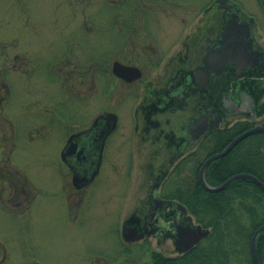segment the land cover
Wrapping results in <instances>:
<instances>
[{
  "label": "rangeland",
  "instance_id": "rangeland-1",
  "mask_svg": "<svg viewBox=\"0 0 264 264\" xmlns=\"http://www.w3.org/2000/svg\"><path fill=\"white\" fill-rule=\"evenodd\" d=\"M118 1L0 0V264H149L155 249L175 255L169 242L124 239V221L142 207L147 195L141 186L152 181L142 169L129 181L124 169L112 170L117 160H132L130 145L118 151L114 144L98 182L82 191L68 188L60 158L67 134L90 125L106 105L101 61L107 45L128 42L114 27V16L133 14L137 3L129 0L117 9ZM209 1L142 0L125 60H139L148 79H164L184 37L203 30L211 17L203 13ZM237 1L259 18L264 50L261 2ZM167 9L176 14L165 15ZM161 57L162 66L153 70ZM136 106L126 99L118 112L127 120ZM143 151L149 149L133 152L138 167L147 161ZM6 169L14 179L3 174Z\"/></svg>",
  "mask_w": 264,
  "mask_h": 264
},
{
  "label": "flooded vegetation",
  "instance_id": "flooded-vegetation-1",
  "mask_svg": "<svg viewBox=\"0 0 264 264\" xmlns=\"http://www.w3.org/2000/svg\"><path fill=\"white\" fill-rule=\"evenodd\" d=\"M128 1L119 0L117 9ZM134 1L137 3L133 14L117 11L113 20L114 27L123 34L124 40L126 36L128 42L125 45L121 41L114 47L107 45L102 59L106 104L103 114L115 113L116 126L110 131L107 120L95 126L96 117L90 125L71 130L60 150V158L70 178L68 188L72 192L82 191L98 182L105 169L106 156L114 144L118 145V151L130 145L132 160L128 163L117 160L111 165L112 170L124 169L129 181L135 169H142L152 181L141 186L147 195L146 200L140 204L141 208L137 205V211L124 221L123 233L147 244L151 243L150 239H157L159 245L169 242L175 253L169 256H178L201 244L212 231L211 227L200 223L179 199V196L194 191L196 179L201 183L205 146L220 139L222 129L227 128L224 122L236 114L255 112L264 115V50L258 36L262 25L259 18L246 12L237 0H210L203 13L211 17L204 22L203 30L184 37L176 62L171 64L164 79L158 75L148 79L139 60H125V48L133 44L132 25L139 21L135 13L142 5V0ZM165 11V15L176 14L168 9ZM219 48H227L228 54L223 57L222 53L215 52L212 57L208 56L210 51ZM259 52L263 55L260 56ZM164 61L165 58L161 57V62L156 63L153 70H158ZM116 62L139 67L142 77L126 79L117 75L114 71ZM131 98L136 100L137 106L126 120L119 114L118 107ZM251 122L252 127L256 125L255 121ZM136 147L149 149L148 153L143 151L147 157L144 166L136 164L133 155ZM199 161H202L201 165ZM130 192L129 188L127 194ZM247 204L246 221L253 226L251 195ZM256 224L250 241L252 256L254 233L264 223ZM199 226L208 229L209 234L191 249L181 252L175 240L178 230Z\"/></svg>",
  "mask_w": 264,
  "mask_h": 264
},
{
  "label": "trees",
  "instance_id": "trees-1",
  "mask_svg": "<svg viewBox=\"0 0 264 264\" xmlns=\"http://www.w3.org/2000/svg\"><path fill=\"white\" fill-rule=\"evenodd\" d=\"M260 2L264 4V0ZM262 122L264 124V118ZM252 125V122L244 120L222 129L220 139L205 146L204 159L224 150L235 137ZM202 161H199L200 165ZM7 162L11 163L9 159ZM3 172L14 179L11 174L13 172L7 169ZM244 172L254 174L264 181V131L251 134L227 155L213 161L206 171V179L211 185L219 186L234 174ZM15 173L28 185L21 171L16 170ZM192 189L194 191L191 194L181 195L179 199L200 223L211 227L210 236L183 255L167 256L152 251L149 264H255L250 250L251 236L258 226L256 222L264 223V192L259 185L253 180L242 178L233 181L224 190L211 192L196 179ZM250 195L253 198V226L246 221ZM263 239L264 233L259 237L257 246L262 264Z\"/></svg>",
  "mask_w": 264,
  "mask_h": 264
},
{
  "label": "water",
  "instance_id": "water-1",
  "mask_svg": "<svg viewBox=\"0 0 264 264\" xmlns=\"http://www.w3.org/2000/svg\"><path fill=\"white\" fill-rule=\"evenodd\" d=\"M215 52L220 53V54L222 53L223 57L228 54L227 48H219L215 51H210L208 53V56L212 57ZM258 54L260 56L263 55V53H261V52H259ZM114 71L117 75L124 77L126 79H136V78H140L142 76V71L140 68L135 67V66L125 65V64L120 63V62L115 63ZM103 120L108 121L109 128L111 131L116 126L117 115L114 113L102 114L95 119L94 125L95 126L99 125L100 123H102ZM262 130H264V125L257 123L256 126H254L253 128L243 132L242 134H240L236 138H234L223 151L218 152L216 154H213L209 158H207L205 160V162L203 163L201 170H200V180H201L202 185L209 191L217 192V191H221L224 188H226L232 181H234L236 179L248 178V179L255 181L260 186V188L264 191V182L260 178H258L257 176L250 174V173L235 174V175L231 176L230 178H228L220 186L210 185L207 182L206 177H205V171H206L207 167L211 164V162H213L214 160L219 159V158L225 156L226 154H228L241 140L246 138L248 135H250L254 132H257V131H262ZM72 138L69 140V143L71 142ZM262 231H264V224L262 226H260L255 231L253 239H252V253H253L255 264H261V261H260V258H259L258 252H257V240H258V237ZM208 234H209V231L206 229H203L201 226H199L197 228H188L185 230L181 229V230H178V232L176 233L175 240H176V243L179 244L180 251H184V250L187 251L194 244L198 243L203 236H207ZM124 236H125L126 240L135 239L133 236H131L127 232L124 233Z\"/></svg>",
  "mask_w": 264,
  "mask_h": 264
}]
</instances>
